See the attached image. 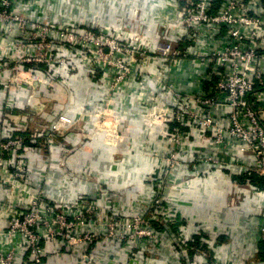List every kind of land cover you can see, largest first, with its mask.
Returning a JSON list of instances; mask_svg holds the SVG:
<instances>
[{"label": "built area", "instance_id": "obj_1", "mask_svg": "<svg viewBox=\"0 0 264 264\" xmlns=\"http://www.w3.org/2000/svg\"><path fill=\"white\" fill-rule=\"evenodd\" d=\"M66 1L70 0H0V95L7 98L4 102L0 100L3 103L0 104V119L12 116L11 110L19 102L14 94L23 87L37 91L41 87L57 88L63 85L59 79L64 76L61 74L64 66L75 62L80 68L100 72V84L107 93L105 103L87 111L88 119L96 131L118 136L115 128L122 122V116L116 104L124 100L131 79H135L145 65L151 67L160 58L168 67H175L180 65L182 58L195 56L208 67L210 73L206 77L212 85L206 89L200 84L191 95L177 91L176 103L173 107H165L161 117L169 126L174 125V130L168 128L167 135L177 148L166 154L162 172L170 168L172 173L178 167L185 149L184 141L191 135H198L201 149L197 152V163L209 162L238 172L255 197L262 201L255 232L262 244L260 253L264 255V187L252 179L253 176L264 178V0H171L170 6L178 13V22L171 29L177 34V40L189 44L187 51L175 49L172 42L157 45L156 49L147 48L144 42L131 43L123 38L124 35L129 37L126 29H121L125 34L113 29L104 32L97 25L80 22L72 15L63 17L55 4ZM74 1L82 3L84 0ZM73 7L76 8L75 3ZM56 64H59L57 69L54 68ZM57 70L60 73H53ZM39 99L31 97L27 106L40 107L42 113L45 107L35 105L34 101ZM66 122L41 128V132L31 136L29 144L25 136L0 138V179L2 173L8 175L9 169L15 168L16 162H22V152L28 150L42 155L38 143L46 130L51 134L47 142L51 152L56 147L61 149L58 139L66 132L78 131L82 125L75 121L68 129L61 127ZM186 128L190 131L186 132ZM18 129L23 131V128ZM5 155L9 156L8 161H4ZM150 180L157 182L156 177ZM20 187L15 185L12 196L15 205L7 206L8 212H5L8 216L4 228L8 231L0 224V264H18V258L26 253L29 257L24 264H43L46 259L43 240L54 236V224L61 226L60 238L63 231L71 232L76 228L71 239L82 243V249L93 250L108 244L128 245L131 239L137 241L149 235H154L160 243L163 236L156 233L153 223L164 220L165 229L170 231L175 217L154 193L146 198L148 203L137 209L141 210L142 221L125 219L124 228L120 230L114 229L116 221L102 219L103 227L94 233H85V227L95 220L100 222L97 213L99 215L106 208L103 197L93 199L81 195L72 203L53 204L42 193ZM4 207L0 203V218ZM72 210L75 211L70 212ZM147 211L152 212L149 218H146ZM132 225H143L144 231L133 237ZM47 230L50 233L43 235L42 231ZM170 239L181 248L184 257H188L189 251H195L208 260H205L207 264H232L231 259L222 261L216 257L214 245L203 237L200 241L209 245L206 249L190 247L193 240L176 242L172 234ZM130 252L134 264H152L145 251ZM190 264L197 263L193 260ZM250 264H264V257Z\"/></svg>", "mask_w": 264, "mask_h": 264}, {"label": "crops", "instance_id": "obj_2", "mask_svg": "<svg viewBox=\"0 0 264 264\" xmlns=\"http://www.w3.org/2000/svg\"><path fill=\"white\" fill-rule=\"evenodd\" d=\"M170 2L84 0L77 3L70 0L55 5L63 17L72 15L80 22L97 25L104 32L113 29L125 34L121 29H126L131 43L144 42L145 47L156 49L157 45L172 42L175 49L187 51L189 44L177 40L172 30L178 22V13ZM194 57L182 58L175 67H168L160 58L151 67L145 65L141 73L131 79L124 100L116 104L122 116V122L115 128L118 136L96 131L88 119V110L107 101V93L100 84V72L77 65L75 71H65L59 79L63 85L57 88L41 87L37 91L23 87L16 95L13 92L19 98L18 106L11 110L9 119L5 116L0 119V136H25L29 144L34 133L41 132V128H51L59 121H67L61 126L65 129L75 121L82 125L73 141L68 132L58 139L61 149L56 147L51 152L47 146L51 134L46 130L37 142L42 155L22 153L20 160L27 164L23 171L28 173L23 185L16 167L10 168V175L3 174L6 179H0V203L5 210L0 224L7 225V206L15 205L12 203L15 185L42 193L47 200L60 204L72 203L81 195L103 197L104 206L110 211L115 206L140 209L149 202L146 198L155 193L175 217L170 232L162 227L163 238L156 245L158 250L150 253L152 264H190L193 260L207 264L205 260H208L195 251H189L188 257H184L181 248L171 243V234L176 236V242L193 240L190 247L206 249L209 245L200 241L203 237L217 251L210 252L213 258L231 259L232 264H250L263 258L262 244L255 232L262 201L255 197L238 172L209 162L197 163V152L201 149L198 135L184 141L185 149L178 167L172 173L170 168L162 172L166 154L177 148L167 135L168 128L174 130V125L169 126L161 117L165 107H173L177 91L191 95L200 84L206 89L212 85L206 77L210 73L208 67ZM31 97H39V101L34 100L35 105L45 107V111L41 113L42 108L27 106ZM0 100H7L6 95H0ZM154 177L157 182L151 183L150 178ZM52 252H46L43 264H134L130 250L113 244L102 249L65 248L55 254ZM28 257L29 253L19 257L18 264H24Z\"/></svg>", "mask_w": 264, "mask_h": 264}, {"label": "rangeland", "instance_id": "obj_3", "mask_svg": "<svg viewBox=\"0 0 264 264\" xmlns=\"http://www.w3.org/2000/svg\"><path fill=\"white\" fill-rule=\"evenodd\" d=\"M123 38H127L128 39V36L127 35L126 36L124 35ZM54 54H55V52H54ZM68 61L70 62L71 60L68 59ZM58 65L59 64H56V66H54V68H56V69L59 68ZM76 68H77V64L75 62H72V64H69L68 66H64V70L61 72V74L64 75V73H65L66 70H67V72L75 71ZM53 73H60V71L57 70L56 72H53ZM70 133H69L70 136L73 139H75L74 135L76 133H78V131L77 130H71ZM7 136L8 135H6V136H0V138L7 137ZM70 149H72V148H70ZM30 153L31 152H28V150L26 151V154H30ZM8 158H9V156L8 155H5L4 156V161L5 160L8 161ZM9 162H7V164H9ZM26 165H27L26 163H22V162H18V163L16 162L15 163V167L17 169V172L16 173H17V175H19V181L21 182L22 185L25 182V180L28 179V173H27V171H23L25 168H27ZM9 172L11 173V169H9V171H8V174L10 175ZM2 174H4V173H2ZM17 175H15V176L18 178ZM3 177L4 176L2 175V178ZM14 180H16V179H14ZM10 182L13 183V180H10ZM45 199H47V198L45 197ZM51 203L55 204V202H51ZM56 204H60V203H56ZM73 211H75V210H72L70 212H73ZM59 212L60 213H63L62 211H59ZM151 214H152V212L147 211L146 212V218H149ZM97 216L101 217L100 222H98L97 220H95V223L92 222L90 226L85 227V229H86V232L85 233H94V231H97L99 228H101V227L104 226V225H101L100 223H103V221L105 222L106 220H111L112 219V220L116 221L115 222L116 225H113L114 226V229H120V230L124 228L123 222H125L126 220H131L132 221V220H135L136 219V220L142 221L141 220L142 219V217H141V210L132 209V208L131 209H124V207H122V206H115V209H113L112 211L107 210V208L102 209L100 211L99 215L97 213ZM93 217H94V214H93ZM102 219H103V221H102ZM163 221L164 220H161L160 221L159 219L156 221L161 226V228H159L157 226L156 222L154 224V227L153 228L155 229V231H156L157 234L158 233L159 234H162V230H163L162 227L165 228L164 225H163ZM6 226H2V228L6 227ZM52 227H55L54 230H53L54 236H50L49 235V237H50L49 239L46 238V239L43 240L44 242H43V245H42V247H43L42 250H44L46 252L48 250H51V251H53L52 253L55 254L57 251H60V250L65 249V248H67V249H74V250L81 248V246H82L81 244L82 243H80L76 239L75 240L71 239V237L74 236V233H75L74 230H77L76 228H73V230L71 231L72 233L69 232V231H63L62 236L60 238L59 237V232H60L61 226L60 225L55 226V224H54ZM5 231H8V229H5ZM143 231H144L143 225L142 226H140V225H135V226L132 225L131 226V235L133 237L139 235ZM42 233H43V235H47V233L49 234L50 231L49 230H47L45 232L42 231ZM65 236L68 237L67 238L68 240L65 239ZM62 238H63V240H62ZM103 240H106V239L104 238ZM131 240H133V241L130 242V243H128V245L122 244V245H120L119 248H121V249L123 248L124 249L126 247L127 250H130L133 253H137V252H140V251H145L148 256H150V253L151 252H154V251H157L158 250L157 249L158 246H156L157 243H158L157 242L158 239H156L154 235L146 236V238H141L140 240H137V241L134 240V239H131ZM147 240H148V242H147L148 243V246H146V244H147L146 241ZM113 246H115V245L113 244ZM170 249H171V245H170Z\"/></svg>", "mask_w": 264, "mask_h": 264}, {"label": "trees", "instance_id": "obj_4", "mask_svg": "<svg viewBox=\"0 0 264 264\" xmlns=\"http://www.w3.org/2000/svg\"><path fill=\"white\" fill-rule=\"evenodd\" d=\"M252 179H253V182L255 184L259 185L260 187H264V178L253 176ZM202 246H204V245H202ZM263 249H264V247H263Z\"/></svg>", "mask_w": 264, "mask_h": 264}]
</instances>
